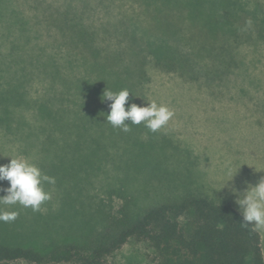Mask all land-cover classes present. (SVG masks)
<instances>
[{
	"label": "trees",
	"instance_id": "obj_1",
	"mask_svg": "<svg viewBox=\"0 0 264 264\" xmlns=\"http://www.w3.org/2000/svg\"><path fill=\"white\" fill-rule=\"evenodd\" d=\"M245 4L243 0H64L43 10L48 30L61 37L65 50L56 42L53 52L44 53V48L37 52L33 69L45 84L39 98L29 97L22 80L2 91L6 94L2 102L34 108L39 131L46 133L41 148L85 154L67 166L79 179L68 182L64 193L69 196L73 191L71 196L83 209L95 205L101 214L93 220L87 210L76 222L79 230L62 227L47 241L26 244L0 238V264H109V257L130 240L146 244L152 264H264L259 232L242 226L241 213L227 201L182 192L141 206L124 194L123 187H103L104 195L122 191L123 201L113 210L103 197L84 194L91 185L84 183L89 182V173L102 169L96 157L111 148H117L116 169L130 175L140 168L162 170V155L133 154L138 139L131 134L143 123L129 124L131 130L124 132L107 122L111 102L103 100L104 90L127 89L129 102L142 106L148 57L162 70L183 78L224 83L235 63L233 47L253 34L264 40L261 4L252 11ZM97 6L107 17L99 27L94 21L86 23ZM116 9L119 17L113 18ZM115 180L121 181V175ZM61 232L68 236L60 238Z\"/></svg>",
	"mask_w": 264,
	"mask_h": 264
},
{
	"label": "rangeland",
	"instance_id": "obj_2",
	"mask_svg": "<svg viewBox=\"0 0 264 264\" xmlns=\"http://www.w3.org/2000/svg\"><path fill=\"white\" fill-rule=\"evenodd\" d=\"M63 1L0 0V164H7L9 157L27 158L56 180L54 185L45 183L44 189L51 193V199L44 202L39 211L19 204H0V210L19 213L13 222H0V238L6 241L42 242L54 237L62 227L79 230L76 222L84 219L87 210L93 220H98L101 214L100 207L95 205H85L83 209V205L74 201L75 196H71L73 191L69 196L64 193L68 182L79 179L67 166L72 159L77 161L85 154L41 148L46 133L39 131L34 108L24 109L21 105L16 107L2 102V97L6 96L2 91L11 90L22 80L27 82L25 85L31 99L44 93L45 84L33 69L37 52L41 48L45 49L44 53L53 52V43L61 42V37L48 30L43 10L47 6L57 7ZM243 1L248 3L245 5L250 11L260 3L264 12V0ZM123 7L131 9L132 6L124 3ZM91 13L86 23L94 21L98 27L105 23L107 17L102 7L97 6ZM112 14L113 18L119 17V10ZM181 47L188 51V47L182 44ZM233 49L235 63L226 73L224 83L216 80L209 84L202 77L199 80L183 78L162 70L148 57L145 62L147 79L141 86L139 103L147 106L148 102L155 101L167 106L174 116L157 132H151L144 125L131 134L138 139L132 150L135 155L144 152L162 155V170L154 172L153 168H140L134 177L135 174L115 168L118 153L117 148H111L108 153L104 151L96 157L101 161L98 164L102 169L95 168L89 173V182L84 180V183L91 185L84 194L93 195L95 199L103 197L107 207L111 205L115 210L123 201L121 193L124 190V194L141 206L157 198L177 197L182 192L202 193L215 200L227 201L239 211L231 190L242 192L247 185L255 186L264 177V40L253 34L252 38H245ZM23 74L27 77L24 78ZM10 110L15 114L11 115ZM229 164L235 175L220 189L230 179ZM64 168L67 169L62 170ZM118 175H121V181L115 180ZM114 185L123 187V190H115L111 196L104 195L103 187ZM8 186V181L0 182V188ZM4 194L0 191V196ZM256 230L261 237L264 255V228ZM61 234L60 238L68 236L64 232ZM150 257L145 243L130 240L115 251L108 262L152 264Z\"/></svg>",
	"mask_w": 264,
	"mask_h": 264
},
{
	"label": "clouds",
	"instance_id": "obj_3",
	"mask_svg": "<svg viewBox=\"0 0 264 264\" xmlns=\"http://www.w3.org/2000/svg\"><path fill=\"white\" fill-rule=\"evenodd\" d=\"M246 24L250 27L252 21L248 20ZM129 96L130 92L127 89L119 92L105 89L103 92V100L111 102L106 120L114 128L128 132L131 130L129 124L143 123L151 132H157L174 116V112L167 106L158 105L155 101L148 102L147 106H138L129 102ZM126 119L130 123H125ZM9 158L7 164H0V182L8 181L9 184L6 188H0V191L5 193L0 196V204L8 206L19 204L24 208L30 207L33 211H39L41 205L51 199V193L45 191L44 185L45 183L54 185L55 178L44 174L27 158ZM228 167L230 179L220 189L224 188L235 175L231 173L230 164ZM231 191L236 197L234 202L238 205L242 216V226L264 228V177L255 186L247 185L242 192H237L234 188ZM18 215L17 211L0 210V222H13Z\"/></svg>",
	"mask_w": 264,
	"mask_h": 264
}]
</instances>
